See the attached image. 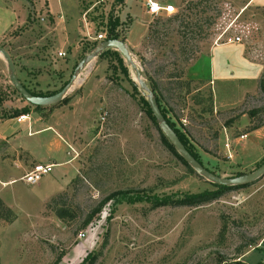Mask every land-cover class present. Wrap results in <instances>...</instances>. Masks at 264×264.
Instances as JSON below:
<instances>
[{
	"label": "rangeland",
	"instance_id": "rangeland-1",
	"mask_svg": "<svg viewBox=\"0 0 264 264\" xmlns=\"http://www.w3.org/2000/svg\"><path fill=\"white\" fill-rule=\"evenodd\" d=\"M155 1L170 4L175 11L150 15L139 2L134 9H125L114 0H73L67 8L72 16L69 33H81L83 21L91 36L105 32L112 14L122 19L117 30L125 40L126 29L137 15L131 29L136 39L143 32L144 12L147 31L127 48L148 87L146 74L158 80L166 117L186 134L188 147L217 175L234 177L254 171L264 161V91L260 88L264 83V0ZM27 24L28 33H22L21 42L30 44L44 30L39 18ZM23 30L18 27L11 35ZM237 35L242 39L237 44L256 67L255 80L249 79V70L236 77L240 72L233 60L225 58L227 47L207 55L209 61L210 57L217 62L219 57L226 59L225 79L212 75V83L207 84L189 77L187 72L201 54ZM92 42L82 41L80 54ZM43 46L49 50V41ZM64 56L47 55L42 67L23 72L26 85L42 92L62 87L73 70L65 73ZM119 57L122 65L114 55L92 59L87 66H98L95 74L82 70L66 95L73 99L68 111L80 108L78 113H83L80 119L71 116L69 120L77 171L55 195L68 216L60 220L47 206L49 201L44 206L40 203L45 190L58 187L52 172L41 178V188L20 180L6 188L4 197L15 218L8 225L0 220V264H52L59 255L58 264H81L103 242L94 264H264V176L197 207L164 204L214 187L189 172L163 145L143 107L141 96H145L132 80L134 72ZM207 61L197 68L205 70ZM37 69L55 74L38 75ZM188 80L187 87L184 81ZM27 104L10 83H1L0 119ZM60 106L35 110L33 116L45 118ZM260 108L250 116L251 110ZM257 124L261 126L250 131ZM127 192L132 197H124ZM99 206L90 224L82 227L90 210Z\"/></svg>",
	"mask_w": 264,
	"mask_h": 264
},
{
	"label": "crops",
	"instance_id": "crops-1",
	"mask_svg": "<svg viewBox=\"0 0 264 264\" xmlns=\"http://www.w3.org/2000/svg\"><path fill=\"white\" fill-rule=\"evenodd\" d=\"M138 2L124 0L120 5L124 4L125 9H128V7L134 9L135 3ZM72 3L73 0H0V45L11 56L14 63L15 75L26 87L30 88L22 77L23 72H33L34 67H40L41 64L47 61V55L54 56L57 55V52L61 51L65 53L63 59L67 62L66 73L68 70H71V67L74 68L81 56L85 54H80L82 41L94 38L95 35L91 36L87 32L88 23L85 21H83L85 27L79 28L81 33H69V23L72 22V16L69 14L67 8ZM139 4L143 5V2H139ZM145 13L148 14L146 10ZM33 18H39L42 24L41 30L43 29L44 32L41 33V37L32 38L30 44H25L21 42L24 35L22 33H28L27 29L29 25L27 21L33 20ZM136 18L137 15L132 17L126 29L124 40L126 47H133L135 42L139 41L147 31L149 20L143 12L141 17L143 19V24L141 25L143 32L136 39L131 37L132 25L136 22ZM120 21L122 22V19ZM22 26L24 28L23 31H19L18 35H11L14 30ZM99 33L105 35L106 38V32L100 31ZM45 40L49 41V50L44 49ZM221 47L229 49V55L225 58L233 60L234 65L238 68L240 73L236 77L244 75V71L249 70V79L251 81L256 79V67L247 60L242 46L224 43H217L210 48L206 55H204L205 53L201 54L187 72L189 77L204 80L207 84L212 83V75L225 79L227 77L226 59L219 57L220 61L217 62L212 57H210V61L208 58L216 48ZM207 59V68L205 70L198 69L197 66ZM215 66L216 68L213 69ZM97 68L98 66L96 65L91 68L86 65L83 71L84 73L91 74ZM36 72L38 75L52 74L54 76L55 74V71L52 73L44 72V70L39 71L38 69ZM1 83L6 84L10 83V81L7 75L6 62L0 55V85ZM85 85L88 84L85 83L78 86L77 90H80ZM65 97H67V101L62 103L59 108H55V111L49 112L45 118L40 115L33 116L34 111H30V113L26 114L27 120L17 121L18 115L0 119V199L7 207L9 205L7 198L4 197V191L18 180L22 181L20 179L22 175L34 164H53V178L58 182L57 188L52 186L44 191L40 200L43 206L64 189L71 180V177L76 173L77 163L73 155L75 147H73L72 125L69 120L71 116L79 118L83 113H78L82 111L80 108L77 112L76 109L72 112L68 111V108L73 103V99L70 95ZM64 108V112L58 110ZM15 173L17 176L14 175ZM24 184L26 185V183ZM29 186L41 188L40 182ZM33 198L39 200L37 196Z\"/></svg>",
	"mask_w": 264,
	"mask_h": 264
},
{
	"label": "water",
	"instance_id": "water-1",
	"mask_svg": "<svg viewBox=\"0 0 264 264\" xmlns=\"http://www.w3.org/2000/svg\"><path fill=\"white\" fill-rule=\"evenodd\" d=\"M113 49L118 51L121 56L124 58L126 64L131 67L134 72V79H132L136 85L141 90V93L145 96L146 101L149 105L152 115L155 118V121L164 134V136L168 139L170 144L173 146L178 155L188 164V166L200 177L204 178L211 184H215L218 186H241L250 184L262 176H264V162L258 166L254 171L234 176V177H222L213 172L207 170L199 161H197L185 148L183 143L178 138L177 134L170 127V125L165 120L162 115L156 99L153 95V92L148 87L147 83L141 76V72L138 69L136 63L134 62L128 48L126 47L124 41L120 39H104L101 40L95 47H93L88 53L84 54L80 60L74 66L69 80L64 84V86L55 94L49 96H35L32 95L26 88L22 85V83L18 80L15 75L14 63L9 55V53L0 45V55L6 62L7 66V75L10 81V84L13 88L18 92V94L24 99L27 103L40 106L47 107L53 106L61 102V100L67 95L68 91L71 89L75 81L77 80L79 74L84 69V67L95 57L104 53L106 50Z\"/></svg>",
	"mask_w": 264,
	"mask_h": 264
},
{
	"label": "trees",
	"instance_id": "trees-1",
	"mask_svg": "<svg viewBox=\"0 0 264 264\" xmlns=\"http://www.w3.org/2000/svg\"><path fill=\"white\" fill-rule=\"evenodd\" d=\"M116 2V4H122L124 0H114ZM201 1H199L198 3H200ZM197 5V4H194ZM175 17V16H174ZM122 24V22L120 21V18L118 16H112V14H110V16H108L107 19V29H106V38L105 39H120V40H124L123 37L120 36L119 32H118V27H120ZM182 37V36H181ZM183 38V37H182ZM183 41V40H182ZM97 40H95V42L90 43V46L88 48V50H84L83 53H85L86 51L91 50L93 47H95L97 45ZM119 52L118 51H113L112 49L106 50L104 53L100 54L99 56H106V55H114L118 62L120 63V65H122V60L119 57ZM82 57V56H81ZM76 65V64H75ZM181 72H179L177 74V77H179L181 79L180 75ZM147 79L149 80V86L151 88V91L153 92V95L156 99V102L158 104V107L162 113V115L164 116L165 120L167 121V123L170 125V127L174 130V132L177 134L178 138L180 139V141L183 143V145L185 146V148L189 151V153L197 160L199 161L207 170H209L201 161L200 158H198V156L196 155L195 151L190 149L186 143L187 140V136L186 134L182 133L180 129L176 128L172 122L166 117L165 113H164V109L162 108V106L160 105L161 103V98L159 96V90H158V80L147 76ZM182 81V80H181ZM191 81H184V84L188 87ZM66 84V82L64 83ZM63 84V86H64ZM27 91H29L32 95L35 96H49L52 94H55L56 92H58L62 87H60L58 90L52 91V92H42V91H35L33 89H30L28 87H26L24 84H22ZM135 85V84H134ZM260 88L264 91V83H262L260 85ZM67 101V97H64L60 103L58 104H62L64 102ZM141 101L143 103V107L145 109L146 114L149 116V118L152 120L154 126L156 127V129L158 130L161 142L163 143V145L166 147V149L168 151H170L183 165H185V167L187 168V170L189 172H193L194 171L188 166V164L178 155V153L175 151V149L173 148V146L170 144V142L168 141V139L164 136V134L161 132V130L159 129L154 116L151 113V110L149 108V105L146 101V99L144 97L141 96ZM52 107V106H50ZM46 107H40V106H34L31 104H27L26 106H24L23 108H21L20 110H17L16 112H14L13 114H11L12 116H17L20 114H28L30 113L31 110L35 111V110H40ZM263 109H255V110H251L249 112L250 116L252 117L256 112L262 111ZM211 111V108L210 110ZM228 125V124H227ZM261 124H257L255 126H253L252 128H250V131H253L255 129H258V127H260ZM264 162V161H263ZM262 162V163H263ZM261 163V164H262ZM260 164V165H261ZM259 165V166H260ZM211 171V170H209ZM213 172V171H211ZM214 174H216L215 172H213ZM211 184V183H210ZM214 189L212 190H205V191H201L195 194H187L186 196L177 198L176 200H166V202L164 204H175V205H179V206H189V207H197L203 204H207L212 202L213 200L217 199L221 192L223 191H228V190H234V189H238V188H243L249 184L246 185H241V186H231V187H226V186H218L215 184H211ZM118 194V193H117ZM127 196L124 197H132L129 192H127L126 194ZM59 196V195H58ZM58 196H54L52 197L49 202L47 203V206L49 208H51V210H53L55 216L60 219V220H64L69 212L68 210L62 205H60V201H58ZM111 197H114L113 195H111ZM106 202V200L102 201V204H104ZM158 203V202H157ZM100 209V206L97 208H94L92 210H90V212L86 215V217L83 220L82 223V227H86L90 224L91 220L93 219V217L98 213ZM15 215L14 213L11 211V209L9 207H7L6 205H4V203L1 201L0 199V220L4 221L6 225L12 223L14 221ZM105 242L102 243L101 245V249L96 251V252H91L88 253L83 261L81 262V264H94L96 262V260L98 259V257L101 256L102 253V248L104 247ZM61 255L57 256L56 259L54 260V262L52 264H58L59 261L61 260Z\"/></svg>",
	"mask_w": 264,
	"mask_h": 264
},
{
	"label": "built area",
	"instance_id": "built-area-1",
	"mask_svg": "<svg viewBox=\"0 0 264 264\" xmlns=\"http://www.w3.org/2000/svg\"><path fill=\"white\" fill-rule=\"evenodd\" d=\"M143 5L145 7L146 12L150 15H158L161 12L170 14L175 11L172 5L167 4V5L161 6L155 0H143ZM93 39L97 41H101L105 39V35H103L102 33H98L94 36ZM241 40H242L241 37L237 35L233 37L232 36L226 37L225 40L222 41V43L237 44V43H240ZM57 55L64 56L65 53L59 51L57 52ZM26 117H27L26 114H20L17 116L16 119L17 121H21L23 119H26ZM53 166H54L53 164H34L25 171V173L22 175L20 179L28 185H35L41 180V178L44 175L52 172ZM79 236L82 238L85 235L81 233Z\"/></svg>",
	"mask_w": 264,
	"mask_h": 264
}]
</instances>
